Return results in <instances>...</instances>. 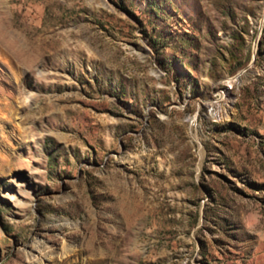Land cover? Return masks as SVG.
Returning a JSON list of instances; mask_svg holds the SVG:
<instances>
[{
    "label": "rangeland",
    "instance_id": "1",
    "mask_svg": "<svg viewBox=\"0 0 264 264\" xmlns=\"http://www.w3.org/2000/svg\"><path fill=\"white\" fill-rule=\"evenodd\" d=\"M0 264H264V0H0Z\"/></svg>",
    "mask_w": 264,
    "mask_h": 264
}]
</instances>
